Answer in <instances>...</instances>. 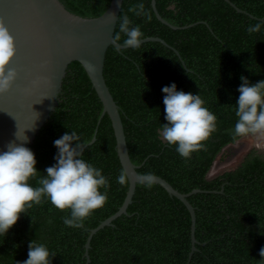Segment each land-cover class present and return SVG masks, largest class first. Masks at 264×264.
I'll return each instance as SVG.
<instances>
[{
    "label": "trees",
    "instance_id": "obj_1",
    "mask_svg": "<svg viewBox=\"0 0 264 264\" xmlns=\"http://www.w3.org/2000/svg\"><path fill=\"white\" fill-rule=\"evenodd\" d=\"M75 15L99 17L111 0H61ZM123 0L119 17L127 15L139 25L148 41L138 48L105 54L103 76L116 102L128 154L139 175L151 173L175 190L188 194L195 210L196 251H191L190 215L186 207L159 185L137 184L132 202L112 225L98 230L87 253L89 264H264V154L251 150L234 170L208 179L217 159L234 140L237 91L243 75L250 83L264 80V23L249 33L247 28L264 21V0ZM144 4L145 15L130 11ZM185 27V28H184ZM119 33V18L113 37ZM120 34L122 45L125 36ZM175 82L178 90L200 94L217 116V129L204 147L181 157L158 130L164 119L161 89ZM102 104L91 82L76 62L62 80L57 104L48 120L28 145L37 160L36 187L44 169L55 163L53 141L75 131L86 145L83 158L102 168L109 180L108 199L84 220L82 228L66 226L68 210L42 200L21 213L6 235L0 234V264H17L28 258L29 242L48 246L52 264H85V242L90 231L113 215L125 198L128 183L117 182L122 168L115 149L111 122L101 117ZM95 141L90 144L92 139ZM103 191V189H101Z\"/></svg>",
    "mask_w": 264,
    "mask_h": 264
},
{
    "label": "clouds",
    "instance_id": "obj_2",
    "mask_svg": "<svg viewBox=\"0 0 264 264\" xmlns=\"http://www.w3.org/2000/svg\"><path fill=\"white\" fill-rule=\"evenodd\" d=\"M130 11L151 19L145 13L143 3ZM261 23L264 21L250 25L247 31H258ZM119 33L125 36L123 47H140L144 33L139 25H132L127 15L119 17ZM119 33L114 40H120ZM15 53L14 37L0 21V93L6 92L16 78L15 69L8 67ZM240 79L242 83L237 89L239 96L235 104L237 120L231 130L232 137L234 140L249 135L264 138V80L250 83L243 75ZM161 91L164 93V119L167 123L162 124L159 135L168 145L175 146L181 157L190 159L192 153L202 149L203 142L216 131L218 118L199 93L178 90L175 82L163 86ZM24 141V144L10 142L5 149H0V234L6 235L21 213L45 199L59 210H68L69 214L62 218L66 226L82 228L84 220L94 210L103 207L108 199L110 185L102 168L83 158L86 145L75 131L65 132L53 141L57 149L53 158L55 163L44 169V175L38 179L39 186L34 187L29 180L40 171L36 168L35 153L26 146L28 137L24 136ZM142 179L148 187L152 186L151 173ZM117 182L121 185L128 183L126 171H121ZM259 254L264 258V247L260 248ZM54 256L46 244L32 240L28 258L17 264H52Z\"/></svg>",
    "mask_w": 264,
    "mask_h": 264
},
{
    "label": "water",
    "instance_id": "obj_3",
    "mask_svg": "<svg viewBox=\"0 0 264 264\" xmlns=\"http://www.w3.org/2000/svg\"><path fill=\"white\" fill-rule=\"evenodd\" d=\"M224 1L241 12L229 0ZM122 2L123 0H111L99 17L86 18L70 12L61 0H0V21L14 37L16 46L15 56L8 67L15 69L17 74L10 88L0 93V149H5L10 142L24 144V136L28 137L26 146L32 144L57 104L62 80L68 65L73 61L78 62L86 72L102 104L101 117L106 114L111 122L118 160L122 170L128 175V188L117 212L90 231L84 245L85 264L90 262L87 251L92 236L126 214L136 185L146 184L142 179L143 175L136 171L139 166L130 160L119 108L103 76L107 49L110 46L117 50L130 48L123 47L113 39ZM151 7L162 24L177 29L161 18L156 10L155 0H151ZM148 41L160 42L166 46L159 38H145L142 43ZM94 141L95 138L90 144ZM152 184L162 187L188 210L191 220L190 257L196 251L197 241L194 236L195 210L187 198L201 191L194 189L188 194L179 193L158 176H153Z\"/></svg>",
    "mask_w": 264,
    "mask_h": 264
},
{
    "label": "rangeland",
    "instance_id": "obj_4",
    "mask_svg": "<svg viewBox=\"0 0 264 264\" xmlns=\"http://www.w3.org/2000/svg\"><path fill=\"white\" fill-rule=\"evenodd\" d=\"M251 150L264 154V138L249 135L241 137L234 144L227 146L224 150L223 159L214 161L208 173V179H213L224 172L236 169Z\"/></svg>",
    "mask_w": 264,
    "mask_h": 264
}]
</instances>
